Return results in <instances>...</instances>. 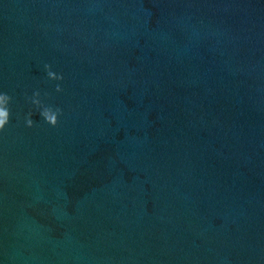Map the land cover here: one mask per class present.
Listing matches in <instances>:
<instances>
[{"label": "water", "instance_id": "1", "mask_svg": "<svg viewBox=\"0 0 264 264\" xmlns=\"http://www.w3.org/2000/svg\"><path fill=\"white\" fill-rule=\"evenodd\" d=\"M0 92V264H264V0H0Z\"/></svg>", "mask_w": 264, "mask_h": 264}, {"label": "clouds", "instance_id": "2", "mask_svg": "<svg viewBox=\"0 0 264 264\" xmlns=\"http://www.w3.org/2000/svg\"><path fill=\"white\" fill-rule=\"evenodd\" d=\"M45 70L47 72V78L52 81H62L63 75L52 71L51 65L46 64ZM57 93L62 92L63 88L58 83L55 86ZM47 96L48 94L45 93ZM40 91H34L31 97H28L29 102L38 110L39 116L43 121L51 127H56L59 124V118L63 115V110L59 107H54L43 103L40 98ZM12 96L6 92H0V133H2L6 126L10 123ZM33 112L29 111L25 117L26 127H34V121L32 119Z\"/></svg>", "mask_w": 264, "mask_h": 264}]
</instances>
